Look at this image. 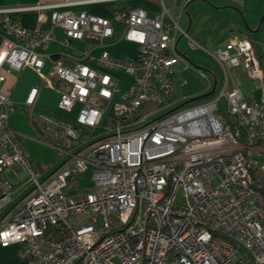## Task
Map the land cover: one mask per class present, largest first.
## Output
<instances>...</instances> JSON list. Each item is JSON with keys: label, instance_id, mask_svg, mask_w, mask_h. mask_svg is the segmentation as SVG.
Returning a JSON list of instances; mask_svg holds the SVG:
<instances>
[{"label": "built area", "instance_id": "built-area-1", "mask_svg": "<svg viewBox=\"0 0 264 264\" xmlns=\"http://www.w3.org/2000/svg\"><path fill=\"white\" fill-rule=\"evenodd\" d=\"M120 1L0 6V246L15 244L23 264H264V46L261 60L245 36L211 49L190 38V48L217 65L218 76L205 81L215 90L172 107L180 58L170 53V31L186 35L171 13L177 0H156L154 16L129 7L116 35L109 18L69 9ZM25 10L37 11L32 28L14 17ZM55 27L64 47L57 55L46 52ZM119 39L137 52L113 56L108 44ZM80 40L89 48L73 52ZM45 62L48 72L41 73ZM26 66L59 94L53 113L33 111L39 86L23 102L36 139L56 153L54 169L42 171L8 125L18 107L2 84ZM239 66L258 101L236 84L230 70ZM120 73L130 76L126 89ZM155 107L167 110L149 119ZM89 168L90 184L83 185Z\"/></svg>", "mask_w": 264, "mask_h": 264}, {"label": "crops", "instance_id": "crops-1", "mask_svg": "<svg viewBox=\"0 0 264 264\" xmlns=\"http://www.w3.org/2000/svg\"><path fill=\"white\" fill-rule=\"evenodd\" d=\"M59 0H0V6H9V7H24L35 5L37 3H52ZM171 0H168V4L172 5ZM122 4L127 7L131 6H140L144 8L149 16H154L158 10L159 6L156 0H124L120 1ZM93 5V4H92ZM91 5H80L73 6L69 9L73 11H78L85 9L91 12ZM181 9L186 11V16L182 14ZM172 10H177V17L180 18L183 22V26H180L186 32L187 42L189 45L190 38L205 48H214L216 46L224 45L231 37L233 36H245L250 39L252 42L255 52L259 55L260 59L263 60L262 48L264 46V0H177V3L171 7ZM113 19L119 20L114 17L112 11L110 10ZM93 13V12H92ZM97 14V13H95ZM47 19L41 24V28L48 30L50 28V21L48 19L49 11L46 12ZM99 15V14H98ZM103 16V15H101ZM175 16V15H174ZM14 17L25 27L32 28L36 25L37 22V11L35 10H25L17 12L14 14ZM107 17V16H104ZM109 18V17H107ZM110 19V18H109ZM111 26L113 27V21L110 19ZM122 22L121 29L116 31L114 28V34H120L122 31ZM56 31L60 33L57 35ZM176 32H180L178 29H172L170 31L174 39V47L170 49L171 54L179 55V50L177 47ZM1 34V29H0ZM54 40L50 41L46 47V52L49 54L57 55L64 50V47L60 43L59 39L62 36V30L59 27L53 29ZM76 42H83L84 46L80 49L76 45ZM57 45V48L50 49L51 45ZM91 43L80 40L73 41V52L81 50L84 48H89ZM98 49H94L93 53H97ZM110 52V51H109ZM111 53V52H110ZM133 56V55H132ZM70 64L69 61H65ZM83 62H86L84 59ZM48 67L49 63L45 62L41 68V73H44L42 70L44 67ZM24 71L20 74L21 76H27L28 73L33 72L34 70L28 66L24 67ZM23 69V68H22ZM20 71V70H18ZM17 70L10 71L6 74V80L2 84V87L9 89V97L18 107L15 112H21L27 117V109L23 104L26 99L29 90L33 86H38L31 84L28 80L24 81L23 86L25 93L22 97L21 92H18V96L15 95L16 86L20 84V77L15 76L14 72ZM37 74L38 78L41 76L39 73L34 71ZM245 75V74H244ZM39 78V79H40ZM247 78V77H246ZM248 79V78H247ZM42 80V79H41ZM235 80V79H234ZM249 80V79H248ZM250 81V80H249ZM236 84L240 87L241 91L246 97H252L254 100L258 101L260 99V92L255 88L252 83V88L247 87L246 85L241 86L235 80ZM43 88H49L42 83V86H39L38 94L36 97V103L33 106L34 112H44V110H37V107H46L40 104V91ZM51 89V88H49ZM18 90V86H17ZM53 90V89H52ZM59 100V96H58ZM57 100V103H58ZM20 102V103H19ZM44 109H49L48 107ZM56 110L51 109L49 113L56 112ZM10 117V115H9ZM9 127L19 133L20 135H31L30 132H26L24 128H20L19 124H16L15 121H9ZM27 133H21L23 132ZM35 135V133L33 134ZM37 164V163H36ZM38 165V164H37ZM12 171H8L7 175ZM11 179V178H10ZM17 178L15 177V181ZM17 246L15 244L8 245L6 247L0 246V264H21L18 255H17Z\"/></svg>", "mask_w": 264, "mask_h": 264}, {"label": "rangeland", "instance_id": "rangeland-1", "mask_svg": "<svg viewBox=\"0 0 264 264\" xmlns=\"http://www.w3.org/2000/svg\"><path fill=\"white\" fill-rule=\"evenodd\" d=\"M168 3V0H166ZM91 12L97 13L99 15L107 16L113 21V28L116 31H119L121 29V22L118 20L113 19L109 5L106 3H98L93 4L90 6ZM182 14L186 16V11L181 9ZM173 15H175V18L180 26H183V18L182 20L177 17V10H172L171 12ZM57 35L60 33L59 31H56ZM176 39L177 40V47L179 50V54H181V57L179 59V62L176 65V73L173 76V97H172V107L176 105H189L194 104L198 101L206 100L209 98V96L202 97L198 100H191L193 97L197 95L204 94L208 91L206 88L205 81H213L214 75L218 76V68L216 63L212 60V58L207 55L206 53L194 50L190 48L187 42V37L184 34H181V32H176ZM112 41V40H111ZM111 41H107L111 42ZM78 49L82 48L84 46L83 42H76ZM57 48V45L53 44L51 45L50 49ZM107 49L111 52L113 56L119 57V58H126L129 56L134 55L137 50L138 46L125 39H119L115 42H112L111 44H108ZM48 68L44 67L42 70L44 73L48 72ZM25 68L21 69L18 72H14L15 76L20 77L21 73L24 71ZM231 74L233 75L234 79L239 83L241 86L246 85L247 87L252 88V83L246 78V75H244V71L241 66L233 68L230 70ZM200 73H203V76L200 75ZM120 76H122L124 83L122 85L123 89H126L130 83V76L120 73ZM181 77L184 81V85H180L178 81V77ZM40 78V77H39ZM37 74L33 72L28 73L27 76H21L20 78V84L16 86L15 95L18 96V92H21L22 97L25 93V89L23 86L24 81L28 80L31 84H35L38 86H42V80L39 79ZM52 84L55 87L67 89V85L56 78L51 79ZM219 89V85H217L216 90ZM59 94L52 89L49 88H43L40 91V104L48 107L49 109H44L46 107H37V110H44L45 114H48L51 109L56 110L57 107V100H58ZM224 100L222 99V102ZM20 103V102H19ZM152 106H147L146 109H151ZM154 109L158 110V107H155ZM166 108H160L155 114H153L149 119H152L161 113L165 112ZM58 111V110H57ZM9 121H15L16 124H19L20 128H24L26 132H30L31 135H21L24 147L31 157V159L38 164L40 169L42 171H45L47 169H54L57 165V156L55 151L48 145L44 144L41 141H38L33 135L35 132L30 125L28 121V112L27 117L21 112H13L10 114ZM21 133H24L21 132ZM27 134V133H24ZM49 169V170H50ZM84 179H82V184L87 185L90 184V175H91V169H87L84 172ZM9 177L12 181H15V176L12 175V173L9 174ZM182 200V192L181 189H178L176 191V203H180ZM21 264H23V261L18 257Z\"/></svg>", "mask_w": 264, "mask_h": 264}, {"label": "trees", "instance_id": "trees-1", "mask_svg": "<svg viewBox=\"0 0 264 264\" xmlns=\"http://www.w3.org/2000/svg\"><path fill=\"white\" fill-rule=\"evenodd\" d=\"M110 10L112 11L114 17L116 18H120L124 19L126 11L128 10L129 7H127L126 5L122 4L121 2H113L111 4H108ZM226 115V114H223ZM264 144V143H263ZM257 159L261 160L262 158L257 157ZM251 174H252V178H253V183L256 186V184L259 182V174H258V170L256 167H253L251 169ZM261 195H262V205L264 207V189H260Z\"/></svg>", "mask_w": 264, "mask_h": 264}, {"label": "water", "instance_id": "water-1", "mask_svg": "<svg viewBox=\"0 0 264 264\" xmlns=\"http://www.w3.org/2000/svg\"><path fill=\"white\" fill-rule=\"evenodd\" d=\"M214 90H215V82H214V85H213L212 89H210L209 91H207V92L204 93V94L197 95V96L193 97L191 100H198V99H200V98H202V97L208 96V95L212 94V93L214 92ZM182 105H183V104L177 105V107H180V106H182Z\"/></svg>", "mask_w": 264, "mask_h": 264}]
</instances>
